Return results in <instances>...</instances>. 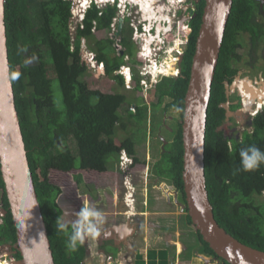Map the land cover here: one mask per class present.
Segmentation results:
<instances>
[{
  "label": "trees",
  "instance_id": "trees-1",
  "mask_svg": "<svg viewBox=\"0 0 264 264\" xmlns=\"http://www.w3.org/2000/svg\"><path fill=\"white\" fill-rule=\"evenodd\" d=\"M203 7L204 0H201L199 12L191 21L189 44L178 77H163L154 87L144 92L139 83L140 76L135 70V64L142 59L138 56L131 59L132 79L131 88L128 90L139 93L141 99L137 102L128 100L126 93L115 89V84L124 89L126 87L123 76L116 73L124 64V60L111 54L113 40L109 37V30L115 16L113 6L105 7L100 15V10L95 6L89 8L82 21V27H77L72 41L69 30V1L4 0L6 43L15 105L28 166L55 264H82L85 257L84 244L78 245L76 251L69 252L66 248V233L56 227L57 219L64 214L57 202L62 192L54 181H57L58 174H65L70 179L77 176L75 181L79 184L82 176L80 171L73 175L74 171L105 172L109 158L118 159L122 150L133 156L134 163L139 162L135 147L142 138L130 133L117 142L116 130L125 129L129 123L136 131H141L142 123L148 122V110L152 111L151 121H154L156 109L164 101L162 111L174 108L180 117L173 141L163 147L159 159L152 164L151 174L168 179L172 187L180 192L184 202L181 124L184 96ZM263 12L264 3L261 0L232 2L211 83L203 148L205 186L215 220L227 233L242 243L262 251L264 164L256 170L243 171L240 150L254 145L264 151V110L253 116L249 125L251 131L244 130L241 140H238L228 138L230 126L225 127L224 105L229 103L230 110L239 107L238 96H228L225 83L230 84L240 69V35L246 34L254 49L263 44L264 23L255 19L256 15ZM183 34L182 38L187 35L186 32ZM82 39L87 41L90 49L95 52L97 63L104 66L100 81L93 76L91 79L85 76L88 68L81 59ZM123 42H130L128 34L124 36ZM45 54L47 58L49 55L52 61L62 106L56 105L54 100V88L52 79L48 76V59ZM27 60H31V63L26 64ZM167 63L169 64V61ZM146 94L150 100L156 98V101H150L148 105L146 99L142 100ZM124 103H127L125 116L119 113ZM68 137L74 139L78 157L66 145ZM145 168L146 166L142 170ZM0 189L1 201L3 200L7 210L4 224H0V243L17 245L1 172ZM256 196L262 199L257 201ZM183 217L194 232L195 241L203 246L201 252L216 258L220 264H230L219 258L203 240L192 224L187 210ZM68 231H71L70 227ZM163 253L161 250L160 259L163 264H167ZM14 257H21L19 251Z\"/></svg>",
  "mask_w": 264,
  "mask_h": 264
},
{
  "label": "water",
  "instance_id": "water-1",
  "mask_svg": "<svg viewBox=\"0 0 264 264\" xmlns=\"http://www.w3.org/2000/svg\"><path fill=\"white\" fill-rule=\"evenodd\" d=\"M232 2L204 0L181 124L184 204L195 229L219 258L230 264H264V251L242 243L217 223L205 186L203 148L208 100ZM4 12V0H0V172L15 227L17 245L13 246L21 255L15 261L55 264L18 120ZM121 26L122 18H119L115 37L120 35ZM228 116H231L229 112Z\"/></svg>",
  "mask_w": 264,
  "mask_h": 264
},
{
  "label": "rangeland",
  "instance_id": "rangeland-1",
  "mask_svg": "<svg viewBox=\"0 0 264 264\" xmlns=\"http://www.w3.org/2000/svg\"><path fill=\"white\" fill-rule=\"evenodd\" d=\"M144 6L146 5H141L142 8H145ZM239 44L240 46L238 48V53L242 59L240 62H238V65L240 68H242V70H246L247 72L251 70V49L249 46L248 36L246 34L240 35ZM84 46L90 49L87 41H85ZM45 58H47V54H45ZM47 59L48 76L52 79L54 88V100L56 105L62 106L58 80L55 76L52 61L49 55ZM262 63H264V60L260 58L259 64ZM257 69H259V67H257ZM101 72L102 71L99 73ZM99 73L97 70L95 71V69L91 68L87 69L85 76L88 79H91L93 76L96 79L98 78L100 81L103 74L100 75ZM255 73L256 70L252 72L251 75L254 76ZM242 74L243 73H241V75ZM94 87L96 88L100 86ZM115 89H117V91L126 93L128 100L140 102L141 97L138 96L139 93L136 91L133 92L128 89H124L118 85L116 86V84ZM143 99L147 100L148 105H150V101H156V98L150 100L147 94L142 97V100ZM164 102L161 103V105H159L156 109L154 121H151L153 117L152 111L150 109L148 110V122L146 124L142 123L141 131H136L134 127L127 123V127L125 129L118 128L115 133V139L117 142H119V140H121L125 135L130 133H135V135L139 136L140 139L142 138L141 142H139L135 147L136 155L140 161L137 163L133 162L130 167L131 169L129 170L133 173L131 183L136 189L134 194L136 200L135 207L137 204H144L145 200L143 199V195H145L147 187L148 191H150V196L148 194L147 199L150 198L151 200V209L153 213L148 217L151 219V222L147 225L151 228L149 232L151 237L147 243V249H149L151 246L152 249L156 248L163 250V255L166 257V260L170 259L171 261L169 264H220L219 262L210 259V257H208L206 254V258L210 260L209 262H206L207 260L205 261L203 259L205 257H202V255L199 256L201 251H203V246L201 247V245L195 241L193 236L194 232L191 231V227L186 224L183 217L186 214V207L184 204L185 200L182 202L180 192L176 191L175 188L172 187V184L168 179L153 176L150 172L152 164L159 159L163 147L167 143L173 141L174 134L177 130L178 119L180 117L179 112L174 108H171L165 112L162 111ZM126 108L127 103H124L119 109V113L125 116L127 112ZM238 123L240 124H236L234 121H232L230 124V126H233V128H231L230 136L241 140L243 131H251V126H249L250 121L248 119ZM152 126H154V128H152ZM66 145L69 146V148L72 149V153L78 157L77 145L72 137L67 138ZM116 162L117 159L109 158L107 170L101 173L96 171H88V173H84L82 170L74 171L73 175L80 171L79 174L82 176L79 184H77L75 181L77 176H74V178L70 179L68 176L62 173L58 174L57 181H54L57 182V185H59L62 190L61 194L57 198V202L64 212L62 217H64L65 220L71 221L76 219L75 213L84 207L95 208L103 214V223L98 225V236L91 234L86 235L84 240L85 245L90 244L92 251H94L96 248H98L97 244L106 238L116 239V243L117 245L119 244L120 247L119 251L116 248H112L114 252L113 255L118 252V254L113 258V264H117L119 260H122V263L130 264L129 256L132 252V244H135L136 246L142 245L140 241L142 239L143 231L139 232V230H141L140 224V226L138 225V233L136 236L133 235L140 239L139 242H137L135 238L130 240L129 237L131 234H129L126 239L120 240L121 237H124L125 233L122 229L129 228V226L134 227L135 224H132V216H130L131 213H129V215H123L124 211L128 210V208L124 204L123 198L125 191L123 185V176L120 173ZM146 165L148 169L142 174V168ZM146 182H148V184H146ZM1 196L0 189V198ZM262 197L264 198V194ZM262 197L256 196V200H261ZM138 201L140 203H138ZM158 201L160 203H158ZM179 203L184 204V210L180 209L182 206L179 207ZM131 210L134 211L132 208ZM153 239L156 243L155 245L152 244ZM4 249L7 248L4 247ZM8 251L10 252V250ZM9 252H7V254L10 255L4 256V260L9 261V264H13V262H11L12 260L10 261L8 258L16 259V257H14L15 253ZM86 255L87 258L91 256L90 253ZM20 258L17 259L19 260ZM89 260L90 259H87V262ZM160 260L162 261V259ZM85 262L86 260L84 263ZM95 262V260H92L91 264H95ZM101 264L103 263L101 262Z\"/></svg>",
  "mask_w": 264,
  "mask_h": 264
},
{
  "label": "built area",
  "instance_id": "built-area-1",
  "mask_svg": "<svg viewBox=\"0 0 264 264\" xmlns=\"http://www.w3.org/2000/svg\"><path fill=\"white\" fill-rule=\"evenodd\" d=\"M70 3V12L71 16L69 19V30L71 35V40H74V34L78 26L82 27V21L85 17V14L89 8L95 6L99 9V15L102 13V10L107 6H113L117 0H66ZM122 1V0H119ZM125 3L127 0H123ZM163 0H157V2H161ZM166 4L169 5L168 9L173 7V13L177 17L181 10L186 14L185 20H187L189 11L193 10V0H165ZM136 2V0H134ZM174 9V7H177ZM124 17L123 15H121ZM145 20L139 26H134V31L132 33V39L136 43L138 47V51L140 52V57L142 59L141 62L137 63L136 70L138 75L140 76V85L144 92L148 91V89L152 88L156 82L161 80L163 77H177L181 72V62L183 58L184 49L177 43V40H182V43H186L188 36L185 35L182 38L183 30L178 31L180 35L178 37L173 36L170 37V43H168L166 47H162L164 43V39L166 33L159 27V21L156 20L157 17L150 16L147 14L144 16ZM117 17H113L112 22L110 24L109 37L113 40L114 44H117L118 41L115 37V33L117 30ZM130 25L133 26L131 22ZM94 30V29H93ZM164 37V38H163ZM85 40L82 39L81 42V59L87 64L89 68L96 69L97 62L95 57V52L92 49H88V47L84 46ZM73 46H71V49ZM169 61V64L167 63ZM102 67V65H100ZM116 73L122 75L125 79L126 86L129 87V83L132 77V71L129 66L122 64ZM249 86L244 88L243 91H240V101L241 105L237 109L240 113L239 116H235L237 119V123L239 121H243L248 119L251 121L253 116L262 111L264 109V78H259L258 82L252 83L248 81ZM262 83V85H261ZM230 91H234V88H230ZM263 95L262 97L258 95ZM261 100V102H259ZM240 124V123H239ZM230 138V137H229ZM229 146L230 143L228 142ZM122 165H126V163H121ZM127 193L125 194V204L130 208H133L135 203V198L133 196L135 188L130 182L126 181ZM4 212L1 205L0 198V224L2 222V216ZM8 243V242H6ZM2 244L0 246V261L5 262L4 256L10 255L7 254L10 250L11 253H17L13 244ZM7 245H10V247ZM6 247L7 249H4ZM9 252V253H10Z\"/></svg>",
  "mask_w": 264,
  "mask_h": 264
},
{
  "label": "flooded vegetation",
  "instance_id": "flooded-vegetation-1",
  "mask_svg": "<svg viewBox=\"0 0 264 264\" xmlns=\"http://www.w3.org/2000/svg\"><path fill=\"white\" fill-rule=\"evenodd\" d=\"M200 1L201 0H193V10L189 11L190 14L187 17V20H185V16L186 14L181 10V13H179V15L176 17L174 15V11H173V7L169 8V5L166 4V1L163 0L161 2H157V0H154L152 2V5H150V7H145V9H143L141 7L140 4H137L136 2H131L129 0L126 1V3L122 0L119 1L117 0L113 7L115 9V17H117V22L119 18H122V26H121V33L118 37H116L118 43L117 44H112V53L114 56L116 57H122V59L124 60V64L129 66L131 71V59H135V57H140V52L138 51V47L136 45V43L133 41L132 39V33L134 31V26H140L142 24V22L145 20L144 16H146L147 14H149L150 16H155L157 17L156 20H158L159 23V27L158 28H162V30L164 31V33H166L165 37H167V39H164V43L162 44V47H166L168 46L167 44L170 43V37L173 36L175 34L176 37H178L180 35V33L178 31H182V32H186L188 39L186 41V43H182V40L178 39L177 43L179 45H181V47L184 49V53H183V57L185 54V51L188 47L189 44V39H190V34L192 31V27H191V21L195 19V17L197 16L198 12H199V5H200ZM263 3L264 1L261 0ZM177 7H174V9H177ZM160 13V14H158ZM146 14V15H145ZM121 15H123L124 17H122ZM144 17V18H143ZM170 18V19H169ZM260 23H264V12L258 14V19H257ZM133 23V26L130 25V23ZM162 24V25H160ZM170 26V27H169ZM128 34L129 38H130V42L128 43H124L123 42V38L124 36ZM164 38V37H163ZM249 41V39H248ZM131 46H132V51H131ZM250 55H251V70L247 71L246 70H242V68H240L237 71V74H241L240 72H242L245 75H248L249 79H258L260 76L263 77L264 75V63L259 64V60L260 58L264 60V42L263 44L257 48L254 49L252 48V46L250 45ZM132 54H131V53ZM183 61V58H182ZM181 61V64H182ZM240 67V66H239ZM257 67H259V69H257ZM262 67V68H261ZM135 70H136V66H135ZM256 70V73L254 76H252V72H254ZM117 71V70H116ZM236 78V76L234 77V79ZM151 172V170H150ZM133 174V173H132ZM132 174H131V179H132ZM146 184H148V182H146ZM147 192H148V187H147ZM6 193V192H5ZM1 195H2V191H1ZM179 207L182 206L180 209L183 210L184 206L182 203H179ZM1 205H2V209L5 211V204L3 202V200L1 201ZM7 212V210H6ZM6 212H4L3 214V218H2V223L3 219L6 217ZM5 221V220H4ZM2 244L4 243H0V246H2ZM8 244V243H6ZM98 248H96V251L99 250H103V254L104 256L101 257L99 255L98 259H96L95 264H98L101 262V260L105 261V257L109 256V257H115L118 252L114 254L112 248H116L119 251V247L120 245L116 244V239L110 238V239H106L103 240L102 242L97 244ZM106 248V249H105ZM147 256H148V251H147ZM17 259V258H16ZM149 259V258H148ZM146 260L145 264H149V260ZM211 259L216 260V258L211 257ZM9 260V259H8ZM11 260H15V259H11ZM10 260V261H11ZM22 264V262H13V264Z\"/></svg>",
  "mask_w": 264,
  "mask_h": 264
},
{
  "label": "clouds",
  "instance_id": "clouds-1",
  "mask_svg": "<svg viewBox=\"0 0 264 264\" xmlns=\"http://www.w3.org/2000/svg\"><path fill=\"white\" fill-rule=\"evenodd\" d=\"M255 19H256L257 22H259L257 20L258 19V15H256ZM28 63H31V60H27L26 64H28ZM97 64H99V65H97V68L95 69V71L96 70L98 71L99 68H101L102 70H100V71H102V72L99 73V74L100 75L104 74V66H103V64H100V63H97ZM100 65H102V67H100ZM86 66H87V64H86ZM87 68L91 69L88 66H87ZM240 73H242V72H240ZM180 74H181V72H180ZM235 76H236V78L234 79ZM242 76H246V77H242ZM171 78H173V77H171ZM259 78H261V76ZM259 78L258 79L254 78L252 80V79L248 78V75H245V72L242 75L236 73L233 76L230 84L228 82H226L227 85H228L226 93H227L228 96L230 94H234V95L238 96V98H239V107H240V105H241V101H240V94L241 93H240V91H243L244 88H247L249 86L248 81H251L252 83H255V82L259 81ZM263 78H264V75H263ZM131 79H132V77H131ZM124 81H125V79H124ZM130 82H131V80H130ZM158 82H156V84ZM261 85H262V83H261ZM125 87H126V89H129L131 87L130 83H129V87H127L126 86V82H125ZM230 88H234V91H230ZM224 106L226 107V120H225L226 123H225V127L230 126L232 121H234V123H236V124H239V123L236 122L237 119L235 117V116H239L240 115V113L237 111V109L239 107H237V108H235L233 110H230L228 108L229 103H226ZM228 112L231 114V116H228ZM260 112L261 111H259L258 113H260ZM258 113H256L255 115H257ZM231 128H233V126H230V128L228 129V132H227L228 133V138L229 137L231 138V136L229 135L230 132H231ZM240 158H241L240 163H241L242 170L246 171V172L253 171V170L258 169L261 166V164H264V151H262L261 149H259L258 147L254 146V145L248 146V147L242 148L240 150ZM122 162H123V164L125 162L126 165H122L121 164ZM133 162H134L133 156L128 154L125 150H122V151L119 152L116 164H117V166H118V168L120 170V173L123 176V185H124V190H125L124 191V197H123L124 198V204H125V194L127 193L126 181L128 180L130 182V184H132L131 183L132 182V179H131L132 172L129 169H131L130 167L133 164ZM146 167H147V165H146ZM141 173L142 174L145 173V170H142ZM135 191H136V189H135ZM135 191H134V194H135ZM134 194H133V196H134ZM134 198H135V196H134ZM134 206H135V203H134ZM134 206L132 208L133 210H134ZM127 208H129L131 214H133L134 211H132L129 206H127ZM75 217H76V219L71 220V221L65 220L64 217H59L57 219V221H56V227H57V229H59L61 231H64L66 233V235H67L66 248H67V250L69 252L76 251L77 248H78V245L84 244V246H85V257L83 259L82 264H91V261L92 260L96 261V259H98L99 255L101 257L104 256V254L102 253L103 250L96 251V249H95L94 251H92L91 245L90 244H88V245L86 244L85 245L84 240H85L86 235H89V234L97 235L98 234V225L102 224L103 220H104L103 214L100 211H98L97 209H95V208L84 207V208H81L78 212L75 213ZM69 227L71 228L70 232L68 231ZM86 247H90V249L89 248L86 249ZM89 253H90L91 256H89V258H87L86 254H89ZM96 255H97V258H96ZM201 255H202V257H205L204 258L205 260H208V258H206V255L203 252H201L199 254V256H201ZM208 257H210V259H211V256H208ZM111 258H112V260L109 259V256H106L105 257V261L101 260V262L103 264H113L114 259H113V257H111ZM87 259H90V260L87 262ZM85 260H86V262L84 263ZM215 261H217V260H215ZM101 262L98 263V264H101ZM217 262H219V261H217ZM117 264H119V263H117Z\"/></svg>",
  "mask_w": 264,
  "mask_h": 264
},
{
  "label": "crops",
  "instance_id": "crops-1",
  "mask_svg": "<svg viewBox=\"0 0 264 264\" xmlns=\"http://www.w3.org/2000/svg\"><path fill=\"white\" fill-rule=\"evenodd\" d=\"M147 169L148 168L146 167L145 172L147 171ZM148 194L150 196V191H148V192L146 191L145 195H143L144 196L143 199L145 200L144 204L143 203L141 204L138 201V203H140V205L137 204L136 207L134 206V212H133V214L130 215V216H132L131 217L132 224H135V226L134 227L129 226V228L122 229L125 233H124V237L123 238L121 237L120 240L126 239L127 236L129 234H131L129 239L131 240L132 238H135V240H137V242H139L140 239L136 238L135 236L138 233L140 224H141V230H139V232L143 231L142 239L140 241L142 243V245L136 246L135 244H132V248H131L132 252L130 253V256H129V263L130 264H136V263L137 264H145V262L148 258H149L148 259L149 264H163L162 261L159 259L160 258V251H161L160 249L154 248L152 250L151 246H150L151 249L150 248L147 249V245H148L147 243L151 237V234L149 233L151 228L149 226H147L151 222V219H149L148 217L153 213V211L151 209V200H150V198L147 199ZM158 203H160V202L158 201ZM128 210H129V208H128ZM128 210H125L123 215H129V213H131V212H130V210L129 211ZM133 235H135V236H133ZM97 236H98V234H97ZM92 239H95V238H92ZM106 239H110V238H106ZM143 242H144V245H143ZM152 244H154V245L156 244L154 242V239L152 241ZM88 248L90 249V247H86V249H88ZM147 251H148V256H147ZM151 253H153V254H151ZM109 259L112 260L111 257H109ZM170 262H171L170 259L166 261L167 264H169ZM118 263L119 264H126V263H122V260H119Z\"/></svg>",
  "mask_w": 264,
  "mask_h": 264
},
{
  "label": "bare ground",
  "instance_id": "bare-ground-1",
  "mask_svg": "<svg viewBox=\"0 0 264 264\" xmlns=\"http://www.w3.org/2000/svg\"><path fill=\"white\" fill-rule=\"evenodd\" d=\"M129 1H131V2H134V0H129ZM154 0H136V3L137 4H140V5H146L147 7H150V5H152V2H153ZM143 9H145V8H143ZM158 14H160V13H158ZM146 15V14H145ZM144 18V17H143ZM170 19V18H169ZM160 25H162V24H160ZM170 27V26H169ZM100 70H102L101 68H99V72H100ZM98 72V73H99ZM258 96H260V97H262L263 95H258ZM263 98V97H262ZM259 102H261V100H259ZM9 261H5V262H1L0 261V264H9L8 263ZM11 262H21V261H11ZM22 264H23V262H22Z\"/></svg>",
  "mask_w": 264,
  "mask_h": 264
}]
</instances>
